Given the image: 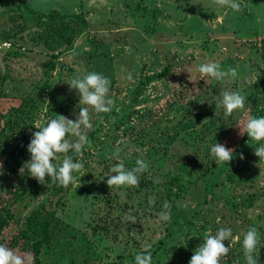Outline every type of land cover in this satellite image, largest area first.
<instances>
[{
  "label": "rangeland",
  "instance_id": "obj_1",
  "mask_svg": "<svg viewBox=\"0 0 264 264\" xmlns=\"http://www.w3.org/2000/svg\"><path fill=\"white\" fill-rule=\"evenodd\" d=\"M237 2L239 12L212 0H0V210L5 203L20 221L0 244L9 247L45 204L50 229L41 264H135L145 249L152 264H189L205 235L220 228L232 230L221 264H246L242 240L252 227L260 257L264 165L257 166L258 145L239 129L248 117H264V0ZM61 23L79 32L55 58L58 51L40 35ZM207 62L236 68L238 76L205 82L197 69ZM88 72L111 81L114 104L108 113L90 110L82 157L67 153L84 168L67 188L47 176L45 184H32L27 168L20 169L30 160L35 127L56 115L75 120L81 105L68 84ZM226 90L246 97L244 110L227 118L217 107ZM216 142L234 149L226 166L210 154ZM137 159L149 164L139 185L109 189L111 167L122 162L130 170ZM166 202L164 222L157 213ZM13 250L30 264L29 248Z\"/></svg>",
  "mask_w": 264,
  "mask_h": 264
},
{
  "label": "clouds",
  "instance_id": "obj_2",
  "mask_svg": "<svg viewBox=\"0 0 264 264\" xmlns=\"http://www.w3.org/2000/svg\"><path fill=\"white\" fill-rule=\"evenodd\" d=\"M212 3L219 9L230 8L234 12L241 10V5L237 0H212ZM199 79L212 78L218 82L225 78L235 79L238 76L236 68L229 67L222 70L220 64L216 62H207L199 65L197 69ZM130 78V77H129ZM70 90H76L79 96V113L75 120H71L64 115H56V118L50 119L44 126L35 127L38 131L32 133V138L27 146L30 154V160L20 169L27 168L30 176L40 184H45V178L50 177L51 183H58L67 188L76 183L77 177L74 173L80 172L84 164L77 159L74 162L73 156L79 158L83 155V149L88 143L85 130L92 128L91 112L99 115L108 113L112 110L114 101L109 97L111 81L104 75L97 72H88L83 76L74 77L71 81ZM179 87V85H176ZM246 97L239 91H223L220 96L217 107L222 106L224 116L227 118L235 111L244 110ZM206 121V120H205ZM204 122V121H203ZM240 135H246L250 141L255 142L258 147L254 148V154L258 157V167L264 165V117H248L243 125V132ZM74 137L70 140L69 137ZM73 156L67 155L69 152ZM216 166H226L232 159L234 149L226 147L224 144L216 142L210 150ZM63 155L61 164L58 166L54 161L60 159ZM114 158L119 160V151L113 154ZM243 160V154L240 155ZM3 165L0 163V168ZM149 164L144 159H137L135 166L128 170L121 163L115 164L107 175V186L116 187H135L139 185L140 175L146 172ZM151 202V201H150ZM164 210L157 213L160 221L170 220L169 205L166 202L163 205ZM127 220L136 223V217L125 214ZM232 238L230 228H220L214 235L207 233L203 243L197 247L189 261V264H221L223 257L227 256L230 249L225 244ZM239 240V237L236 238ZM260 243V237L255 227L249 228L243 235L242 251L246 264H259V258L255 256L257 246ZM144 252L135 256V264H152V254L145 249ZM29 257L24 254L0 244V264H28Z\"/></svg>",
  "mask_w": 264,
  "mask_h": 264
},
{
  "label": "trees",
  "instance_id": "obj_3",
  "mask_svg": "<svg viewBox=\"0 0 264 264\" xmlns=\"http://www.w3.org/2000/svg\"><path fill=\"white\" fill-rule=\"evenodd\" d=\"M32 11V10H31ZM33 12V11H32ZM52 18H55L52 16ZM50 29V31H49ZM46 33L41 34V38H46V48L50 51H58L55 58H58L62 52L59 48L64 46H70L73 40L77 36L79 29H76L69 23L52 24ZM46 35V36H45ZM169 69H166L162 75H166ZM259 84L264 85V76L259 80ZM48 178L46 177V180ZM31 179H24V182H28ZM37 184L38 182H32ZM30 184V185H32ZM2 209L0 210V238L4 234L6 228L11 225H19L20 221L16 219L10 209H6L5 203H2ZM11 208V207H10ZM46 205L34 209L31 214L26 218V228L20 229L19 232L13 235L8 240V246L10 248H16L23 244L24 248H29L31 253L30 264H41L40 254L44 244L49 240V225L46 224L49 217V213L46 211ZM4 242V241H2ZM259 264H264V247L261 250L259 257Z\"/></svg>",
  "mask_w": 264,
  "mask_h": 264
},
{
  "label": "built area",
  "instance_id": "obj_4",
  "mask_svg": "<svg viewBox=\"0 0 264 264\" xmlns=\"http://www.w3.org/2000/svg\"><path fill=\"white\" fill-rule=\"evenodd\" d=\"M243 42H247L248 43V41H244V40H243Z\"/></svg>",
  "mask_w": 264,
  "mask_h": 264
}]
</instances>
